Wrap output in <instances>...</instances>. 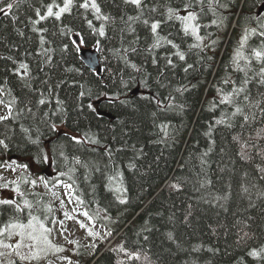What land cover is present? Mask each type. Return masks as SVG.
Instances as JSON below:
<instances>
[{"label":"trees","instance_id":"obj_1","mask_svg":"<svg viewBox=\"0 0 264 264\" xmlns=\"http://www.w3.org/2000/svg\"><path fill=\"white\" fill-rule=\"evenodd\" d=\"M51 2L20 0L11 15L0 13V87L11 90L0 96L17 101L15 119L0 123V140L7 144L0 146V162L27 165L32 176L20 173L0 194L18 183L24 195L11 200L22 208L23 200L30 201L32 214L52 229L53 201L35 191L34 178L51 187L72 184L76 205L112 234V245L98 248L94 264H264L248 255L264 248V103L250 106L264 100V85L255 77L260 65L254 61L248 71L254 77L246 86L250 103L245 94L239 97L248 121L220 103L244 77L234 62L237 51L251 56L264 40L257 21L264 23V0L196 5L200 41L179 21L166 19L169 7L184 15L189 0H143L142 11L124 0H96L108 21L79 8L83 0H77L61 21H42L36 27L47 31L34 32V9L43 13ZM136 16L139 21L128 20ZM144 19L161 20L159 34L185 59L166 43L151 49ZM101 26L104 36L96 31ZM62 28L71 31L65 35ZM77 33L80 46L71 43ZM81 48L98 50L101 76L85 66ZM44 49L49 51L42 54ZM20 63L29 65L25 79L16 75L23 72ZM40 93L50 102L39 105ZM220 119L224 123L217 124ZM28 211L0 205V226L11 218L27 222Z\"/></svg>","mask_w":264,"mask_h":264},{"label":"snow or ice","instance_id":"obj_2","mask_svg":"<svg viewBox=\"0 0 264 264\" xmlns=\"http://www.w3.org/2000/svg\"><path fill=\"white\" fill-rule=\"evenodd\" d=\"M126 4H131L135 6L138 10H143V0H124ZM20 0H0V13L4 15H11L14 8L19 7ZM77 0H62V3H56V0H52L51 3H48L44 5V11L42 13L41 8H35V16L38 19H31L30 23L33 25V31L34 32H46L47 29H39L36 27V25L40 24L42 21H46L49 19H54L55 21H61L62 17L66 13H71L74 6H76ZM204 0H189L188 3L184 6V15H180L179 11L176 9H173L171 7L167 8L166 12V19L171 20H177L182 24V30L186 35H192L195 37L197 41H200L202 38L199 36V25L197 23V20L199 18V14L194 10L196 5L203 6ZM79 8L85 9V10H91L94 12L96 19L102 20V21H108L110 17L106 15L101 14V8L99 4L96 2V0H83L82 3L78 4ZM54 9H56L54 11ZM192 9V10H190ZM152 11H156L155 8L152 9ZM129 21L140 20V16L136 17H128ZM259 28L261 31H259L258 35L262 38H264V23H259V17L257 18ZM142 23L150 28V32L153 37V43L151 44V49H158L161 47L162 43H166L171 46V48L176 49L177 51L174 53L176 56L179 57L180 60H184L185 56L183 52L179 51V46L175 44L173 41L168 40L166 37H163L159 34L158 29L161 26L162 21L161 20H154L150 23L148 19H144ZM87 24L89 28H93V24L91 20H87ZM67 31H71L68 29ZM67 31L65 29H61L62 34L67 35ZM99 36L105 35V29L103 26H101L98 30ZM252 34L256 35L257 31L256 29L252 30ZM79 36V33L76 34ZM248 39V34H245L244 42H246ZM41 45L45 44V40L43 35H41L40 38ZM71 43L73 45H77V40H72ZM79 43H83V39L80 38ZM65 50H67V45L64 46ZM191 47H199V44L191 45ZM78 50V49H77ZM49 51V49H44V52L42 54H46ZM244 61V65H240V61ZM259 64L260 67L258 70L255 71V77H259L258 83L261 85H264V40H262V43L259 47L253 48L251 50V56H245L241 51H237L236 56L234 58V62L236 63L237 70L244 73V77L241 80L240 84L232 88L230 91L224 93L221 96L220 103L229 105L234 107V112L232 113L233 116L240 115L243 117L245 121H248L250 119V116L248 114H245L244 108L241 106V102L239 100V97L241 94H245L243 96V99L245 102L250 103V97L246 93L248 92L247 85L251 82V80L254 77L248 76V71L253 70L252 65L253 62ZM155 62V61H153ZM167 63L169 65H172L173 62L171 59H168ZM133 68H136V65H131ZM174 66V65H173ZM190 67V66H189ZM19 69H22L23 72L21 73L18 71L16 73L17 76L20 77V79H25L28 74L29 65L26 63H20ZM138 70V69H137ZM187 71V69H185ZM228 81H225L227 83ZM127 86V85H126ZM11 90H8V92H5V89L0 87V95H10ZM85 94L84 92L80 93V96L83 97ZM48 101L43 93H40V98L38 99L39 105H45ZM17 103L15 98H12L8 101H5L4 99H0V106H3L7 109L6 113L4 115H0V123L15 119L13 116V107ZM264 103V100H257L255 104H251L252 107H260V105ZM57 104H61V101L57 100ZM89 109H92V111L95 112V108L92 104L88 105ZM29 112H31V109H28ZM18 114V113H17ZM262 114H264V109H262ZM47 115V113H45ZM254 118V117H252ZM217 124L224 123L223 119L217 120ZM230 126V125H229ZM53 130H55L56 125H52ZM25 133L29 132V129L23 128L22 129ZM71 139L77 143L80 144L82 141L78 137H71ZM91 143H99L97 140H91ZM0 146H3L5 149L7 148V144L4 140H0ZM45 161L47 160V157H44ZM79 163V161H77ZM8 165H16V167H21L24 169H27V165H18L15 161H3L0 162V168H5ZM11 171H15V167L10 169ZM60 175H65V173H60ZM0 179H3V177H0ZM43 180V177H41ZM69 179H71V176H69ZM25 183H31L33 186L36 185V181H28L25 179ZM14 183V182H9ZM45 184H47V181H45ZM0 187H8V184L0 185ZM64 188L68 190L66 192V195L69 196V202L72 201L73 193L71 192L73 185L72 184H64ZM119 191V189H117ZM14 191L20 195L21 197L24 195L23 192L20 190V186L17 183ZM76 202L78 204H82L83 201L79 199V197H76ZM124 201L121 200V203ZM63 203V202H62ZM0 205H9L13 206L15 211L17 213L23 212L24 209H28V219L27 222H24L23 220H20L18 218H11L6 223H4L2 226H0V264H17V261L24 262V264H31L32 261H41V260H48L49 253H59L64 251L63 248L55 245L52 243V241L49 239V234L51 232V228L47 227L46 224L37 216L33 215L31 212L32 204L27 199L23 200V208L20 204H18L15 200H0ZM50 211V209H49ZM65 217L68 219H72L71 216L67 212L64 213ZM83 215L85 217H88V213L84 212ZM91 219V217H89ZM61 224L63 222L61 221ZM81 227H85L83 223L80 224ZM89 235L95 236L96 233L92 232L89 229ZM121 251H123V248H121ZM248 255L256 260H264V248L260 249H252L250 252H248ZM15 256L16 259H12V257ZM132 259L139 260L140 257L138 254L132 253L130 254ZM67 259V258H64ZM48 264H51L49 261ZM69 264H71V261H69Z\"/></svg>","mask_w":264,"mask_h":264},{"label":"rangeland","instance_id":"obj_3","mask_svg":"<svg viewBox=\"0 0 264 264\" xmlns=\"http://www.w3.org/2000/svg\"><path fill=\"white\" fill-rule=\"evenodd\" d=\"M6 111L5 107L0 106V115H4ZM13 167V165H8L0 170V177H3V179H0V183L7 184L18 180L20 173L23 171L20 168V170L11 171L10 169ZM26 173L32 177L29 171L26 170ZM37 185L38 189L35 191L48 195L54 204L55 220L49 239L53 244L63 248L64 251L59 253L50 252L47 261H32L31 264H48L49 261L51 264H69V261H71V264H92L96 258L95 254L98 248L104 247L106 250L112 245V242H109L112 237L111 232L97 226L88 217H85L83 215L85 210L76 205L73 197L72 201L69 202V196L66 195L68 190L64 188V184L59 183L51 187L48 182L45 184L44 178L42 180L41 177H37ZM71 192L73 193V190ZM15 195V191L3 192L0 194V200H11ZM65 212L72 219L66 218ZM61 221L63 224H61ZM81 223L85 227H81ZM89 229L96 235H89ZM12 259H16V257L13 256ZM17 263L24 264L20 261H17Z\"/></svg>","mask_w":264,"mask_h":264},{"label":"water","instance_id":"obj_4","mask_svg":"<svg viewBox=\"0 0 264 264\" xmlns=\"http://www.w3.org/2000/svg\"><path fill=\"white\" fill-rule=\"evenodd\" d=\"M262 14H264V4L259 8V15L261 16ZM75 40H77L78 42L77 45H81V43H79V36L75 37ZM80 58L86 67H88L93 72H97L99 76L102 75L103 68L101 65L100 55L97 49L81 48Z\"/></svg>","mask_w":264,"mask_h":264}]
</instances>
